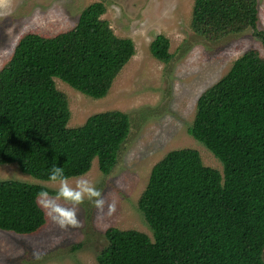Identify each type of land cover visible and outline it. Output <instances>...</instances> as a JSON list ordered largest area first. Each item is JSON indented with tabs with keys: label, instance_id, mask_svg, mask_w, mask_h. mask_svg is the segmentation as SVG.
Listing matches in <instances>:
<instances>
[{
	"label": "trees",
	"instance_id": "16d2710c",
	"mask_svg": "<svg viewBox=\"0 0 264 264\" xmlns=\"http://www.w3.org/2000/svg\"><path fill=\"white\" fill-rule=\"evenodd\" d=\"M107 0L81 14L77 26L55 37L27 34L0 71V166L16 164L39 181L62 167L77 179L96 159L108 176L116 168L130 117L119 111L68 126L69 101L59 78L93 99L107 97L136 54L103 19ZM258 0H195L191 27L206 40L259 31ZM170 40L161 35L153 56L169 62ZM190 135L223 164H204L200 152H169L152 169L139 209L153 238L138 230L110 228L99 264H264V57L250 51L197 102ZM39 185L0 181V231L21 236L47 224L35 203Z\"/></svg>",
	"mask_w": 264,
	"mask_h": 264
},
{
	"label": "rangeland",
	"instance_id": "374dc122",
	"mask_svg": "<svg viewBox=\"0 0 264 264\" xmlns=\"http://www.w3.org/2000/svg\"><path fill=\"white\" fill-rule=\"evenodd\" d=\"M96 1L12 0L7 11L0 9V71L25 35L55 37L68 32ZM194 3L195 0H107L103 19L118 38L134 43V58L103 99L88 97L59 78L55 82L69 101L68 126L72 129L109 111L130 117L131 131L122 142L113 172L104 175L96 159L84 176L106 198H116L117 211L111 217H99L94 205L85 199L78 211L80 228L62 230L47 218L45 228L36 235L0 231V264H99L110 228L138 230L153 238L139 200L153 167L173 150L195 149L206 166L223 172L221 161L189 133L197 102L240 57L250 51L264 57V45L253 30L219 41L200 37L191 27ZM258 10V29L264 32V0H258ZM161 35L171 42L174 57L169 62L151 53V45ZM0 181L39 185L55 192L49 182L30 177L16 164L0 166Z\"/></svg>",
	"mask_w": 264,
	"mask_h": 264
},
{
	"label": "clouds",
	"instance_id": "9594fccd",
	"mask_svg": "<svg viewBox=\"0 0 264 264\" xmlns=\"http://www.w3.org/2000/svg\"><path fill=\"white\" fill-rule=\"evenodd\" d=\"M11 3L12 0H0V9L7 11ZM48 181L54 186L55 194L41 190L36 194L35 203L44 211L45 216L62 230L82 227L78 211L85 199L94 205L99 217H111L117 211L116 198L109 200L83 176L72 183L62 167L53 166L49 170Z\"/></svg>",
	"mask_w": 264,
	"mask_h": 264
}]
</instances>
